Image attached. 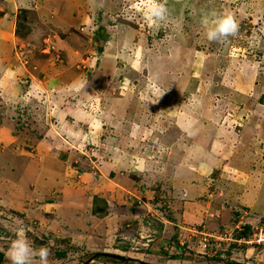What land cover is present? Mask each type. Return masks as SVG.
Returning a JSON list of instances; mask_svg holds the SVG:
<instances>
[{
	"label": "rangeland",
	"instance_id": "1",
	"mask_svg": "<svg viewBox=\"0 0 264 264\" xmlns=\"http://www.w3.org/2000/svg\"><path fill=\"white\" fill-rule=\"evenodd\" d=\"M157 2L48 3L0 54V264L20 228L51 264H264L226 246L264 223V0Z\"/></svg>",
	"mask_w": 264,
	"mask_h": 264
},
{
	"label": "crops",
	"instance_id": "2",
	"mask_svg": "<svg viewBox=\"0 0 264 264\" xmlns=\"http://www.w3.org/2000/svg\"><path fill=\"white\" fill-rule=\"evenodd\" d=\"M48 3H50V5L52 4L55 5L53 7L54 8L53 11L56 12L53 13L56 14L58 12L60 13L61 9L67 4V0H52L51 2ZM48 3H46V1L44 0H0V54L10 53L16 48H19L16 47L17 46L16 44H19L18 46H22V47L29 44V40L33 32L38 29L41 30L44 27V19L42 15L44 14L43 13L45 9L44 7ZM47 8L50 7L47 5ZM19 9L26 10L27 13H29V11H32L34 13L35 11L36 12L35 14L38 18V23L36 24V26H35V21L32 23H29L27 21V25L30 27V30L24 37L21 38L15 36L14 34L15 17ZM63 12L64 10L62 9V13ZM27 15L29 16V14ZM26 47L23 49L25 50ZM26 50H28V47ZM43 60L44 59H42L39 56H36L34 58L30 56L27 62L28 68L36 69V67H39L41 65V62ZM184 194L185 196L187 195V190H185ZM182 202L184 204L186 203L185 200L181 201V203ZM176 247L180 248L179 245H177ZM174 259L178 262L180 261V256L178 255Z\"/></svg>",
	"mask_w": 264,
	"mask_h": 264
},
{
	"label": "clouds",
	"instance_id": "3",
	"mask_svg": "<svg viewBox=\"0 0 264 264\" xmlns=\"http://www.w3.org/2000/svg\"><path fill=\"white\" fill-rule=\"evenodd\" d=\"M147 3L150 16L155 17L157 20L165 18L168 10L164 3H158L157 0H147ZM237 28L238 25L229 14L218 19L215 26L207 30L206 36L209 41H220L226 39L229 35H234ZM163 94L161 93L160 97ZM50 254V248L48 247L34 248L24 228L18 229L16 238L11 241L7 251L10 264H51ZM36 257H38V260L35 259Z\"/></svg>",
	"mask_w": 264,
	"mask_h": 264
},
{
	"label": "built area",
	"instance_id": "4",
	"mask_svg": "<svg viewBox=\"0 0 264 264\" xmlns=\"http://www.w3.org/2000/svg\"><path fill=\"white\" fill-rule=\"evenodd\" d=\"M223 237H224L223 239H226L225 236H223ZM246 237H249V235H247ZM246 237H244L242 235H239V237H236L233 239H229L227 237L229 241H227L226 246L229 245L228 242L237 243V244H239V243L251 244L250 249L252 250L253 254L257 257V260L260 262H264V223H262L259 226L254 227V229L252 230V233L250 234V238L245 240ZM212 238H214V237H212ZM205 242H207V241H205ZM205 244H207V243H205ZM247 249H249V248H247Z\"/></svg>",
	"mask_w": 264,
	"mask_h": 264
},
{
	"label": "water",
	"instance_id": "5",
	"mask_svg": "<svg viewBox=\"0 0 264 264\" xmlns=\"http://www.w3.org/2000/svg\"><path fill=\"white\" fill-rule=\"evenodd\" d=\"M100 254H102V255H108L109 257H111V258H115V259L127 260V258H124V257H122V256H120V255L107 254V253H95L93 256L100 255ZM86 262H87V261H85L84 264H85Z\"/></svg>",
	"mask_w": 264,
	"mask_h": 264
},
{
	"label": "trees",
	"instance_id": "6",
	"mask_svg": "<svg viewBox=\"0 0 264 264\" xmlns=\"http://www.w3.org/2000/svg\"><path fill=\"white\" fill-rule=\"evenodd\" d=\"M245 228H246V227H245ZM242 233H243V232H242ZM0 256H1V255H0ZM127 264H129V263H127ZM139 264H146V263L141 262V263H139ZM227 264H241V263L231 261V262H228Z\"/></svg>",
	"mask_w": 264,
	"mask_h": 264
}]
</instances>
